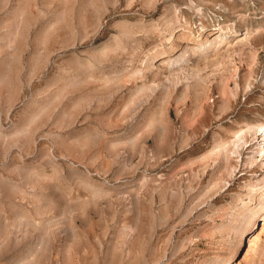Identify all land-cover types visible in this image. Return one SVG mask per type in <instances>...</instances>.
<instances>
[{
  "label": "rangeland",
  "instance_id": "rangeland-1",
  "mask_svg": "<svg viewBox=\"0 0 264 264\" xmlns=\"http://www.w3.org/2000/svg\"><path fill=\"white\" fill-rule=\"evenodd\" d=\"M148 1L0 0V264H223L228 257L239 222L228 217L247 192L241 186L264 172L227 173L236 165V135L247 157L254 133L245 125L264 122V0ZM168 8L195 37L200 23L201 34L217 25L248 29L251 49L223 47L206 59L214 69L190 60L187 87L185 67H141L132 38ZM106 41L115 48L102 55ZM228 60L235 83H219ZM244 81L252 84L246 96ZM261 228L259 219L230 264H264V241L254 242Z\"/></svg>",
  "mask_w": 264,
  "mask_h": 264
},
{
  "label": "bare ground",
  "instance_id": "bare-ground-1",
  "mask_svg": "<svg viewBox=\"0 0 264 264\" xmlns=\"http://www.w3.org/2000/svg\"><path fill=\"white\" fill-rule=\"evenodd\" d=\"M228 1L231 4L236 3V0H228ZM148 4L149 5L154 4L153 0H149ZM241 19H243V18H241ZM139 23L141 24L142 22H139ZM183 24H185L186 27L188 28L187 31L184 30ZM145 26H147V27L142 30V32L139 36H134V38H132V43H133V46H134L135 51H136V52L134 51L133 54L136 56V58L139 57V55L143 52V55L141 56V59H140L141 67H143V66L144 67H146V66L152 67V65L155 64V62H157V61H160V62L164 61L166 67H171V68L172 67H185V68H187L189 66V64L191 63L190 60H194L195 64L198 62H200V63L204 62V65H205V63L210 62V61L207 62L206 59H208L210 55H216L217 53H219L221 51V49H223V47H225L227 50H232L234 48H238L241 50L251 49V43H252V38H253L250 30H248V29H245V31L238 33L237 30L231 29L229 26H226V25H217V27L214 28V32L211 33L210 35H209V33L201 34V31L203 29V26L201 23L199 24V28H198L199 29L198 35L195 37V36L191 35V32H190L191 31V29H190L191 25H189L185 20H183V18L178 15L177 11L174 8L173 9L168 8L161 16H159L157 19H155V22H153V21L147 22V23H145ZM111 37L113 38V36H111ZM114 39H112V40L114 41ZM123 39H125V38L120 36L118 40H119V42H122ZM125 40H127V39H125ZM109 41H111V40L109 39ZM109 41H106L105 44L103 46H101L102 47L101 50L103 52L102 55H107L109 53V51L112 50V48H115V46L114 47L106 46V45H109V43H110ZM148 41H151V44L149 47L144 49V45H146V43ZM194 43H195V45H191ZM110 46H111V44H110ZM179 46L181 47V49L179 52L178 51L176 52L175 49ZM108 58H109V56H108ZM213 59H214V62H216L215 58H213ZM211 62L213 63V60H211ZM224 62H223L224 64L222 63L223 64L222 70L221 71L217 70L218 71L217 72L218 77H219V83H224L223 81H225V80H228V82L233 81L235 83L236 68L233 66V64L230 60L224 61ZM256 62L257 61L255 60V62L252 65V68H254V66H256ZM214 66L218 67L219 65L216 66V63H213L211 68L213 67V69H214L215 68ZM188 68H190V67H188ZM188 68L186 69L187 71H185L186 73H184L185 78L183 80V84L185 87H187L190 83V80L193 79V75L191 72H189L190 69H188ZM204 68H205V66H204ZM120 70H121V68H120ZM134 72L136 74H141L142 70L137 68L136 70H134ZM214 73H216V71ZM225 76L228 77V79H225ZM196 77H197V79H199L198 76H195V78ZM200 78H201V76H200ZM197 83L199 85L203 86L199 89V91L201 90V92H203L204 81L198 80ZM251 85L252 84H250L249 82L246 81L243 84V87L241 86L243 96H246L251 92ZM235 87H237V85ZM237 90L238 89L235 88V90H233L232 94H231L236 103H238V97H239ZM198 95H200V93ZM206 104H208V103H206ZM138 120H141V119H138ZM169 121L166 119V123H167V126H166L167 130L166 131H168V129L170 127ZM143 122H145V120ZM143 122L137 123V121H136V123L135 124L133 123V125L136 129H138V128L142 127ZM162 126H160V127H162ZM245 127L247 128V130H252L254 133L253 134L254 135L253 140H252L253 143L248 148H246V149H249L251 152L249 154H246L247 157L243 158L242 155H244V154H242L241 152L243 151V147H244L243 145L245 143V140L242 142L243 136L239 135V134L236 135L235 140L233 141V143L235 142V144H234L232 151H231L232 154L236 155V165L233 166L232 168L228 167L229 169H227V173H229V176H231L232 173L235 172V169L238 166H240V167L241 166H245V167L249 166L252 169L258 168V169L264 170V160H263V158H264V122L259 121V122L253 123V124H248V125L246 124ZM241 129H243V128L240 127L238 131H240ZM162 131H164V130H162ZM123 135H125V134H123ZM129 139H130V137H129ZM216 143H217V141H216ZM230 143L232 144V142H230ZM122 144H123V142H122ZM220 147L222 148V146H220ZM211 150L213 152V149H211ZM228 151L222 150L219 152L223 158H228L231 156V155H229L230 152L228 154ZM257 156H259L261 158V160H259L258 162L256 161ZM220 160H223V159H220ZM217 167H216V169H217ZM217 170H220V169H217ZM216 172L212 171V180H214L213 181L214 187L219 186L218 184H220L219 181L221 179V177L217 176ZM85 178H87V177H85ZM210 178H211V176H210ZM223 181H224V179H223ZM246 181L248 182L247 187L242 185L241 188H243L247 192L244 195V198L239 201L240 205L237 204V206H235V208H234V212L231 211L233 213H231L230 216L228 217L231 221H233V223H235L236 220H238L239 222L237 224L235 223V226H234L235 233H236L235 238L233 240H228V243H227L228 244L227 245L228 257L224 260L223 264H230L229 261H231L233 259L235 253L242 246L243 237L246 236L251 231V229L255 226L256 221L259 219L264 220V172L261 173L260 175L254 176L252 178H248ZM82 183H83V181H82ZM83 184L89 185L90 183L87 180H84ZM88 190H89V188H88ZM215 193H217V192H215ZM240 195H242V194L240 193ZM232 201L238 202V199L233 197ZM228 222L229 221H227V223ZM262 229L263 228L259 229L260 232H258L255 235L254 242L264 241V232H262ZM129 236H130V234H129Z\"/></svg>",
  "mask_w": 264,
  "mask_h": 264
}]
</instances>
